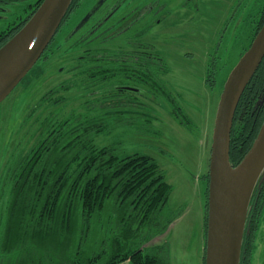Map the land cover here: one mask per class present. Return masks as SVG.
<instances>
[{"label":"rangeland","instance_id":"rangeland-1","mask_svg":"<svg viewBox=\"0 0 264 264\" xmlns=\"http://www.w3.org/2000/svg\"><path fill=\"white\" fill-rule=\"evenodd\" d=\"M38 1L0 0V34L20 19L26 18ZM97 1L81 0L69 12L50 44L51 53L45 59L42 56L20 84L0 103V264L14 263L16 256L14 250L7 251L3 248L2 240L12 198L11 177L8 179L7 171L19 155L20 139L24 136L25 142L21 144V148H29L32 144L30 136L26 138V132L33 125L27 123L26 119L23 121L26 109L42 96L51 94L53 100L65 98L66 107L55 109L46 106V110L41 109L38 113L49 115L54 110L59 114V119L70 116L74 111L79 114H95L98 107L92 111L88 107L96 106V100L104 95L102 89L107 88L109 96L119 93L115 98L121 99L127 93L121 92L117 87L128 85L143 89L146 95H141L139 100L150 107L139 115L128 111L137 109V105H124L121 101L114 100V97L109 98L108 125L99 133L93 132L90 139L97 147L109 146L120 155L147 154L157 161L166 181L172 187L163 209L162 222L171 216L176 215V218L165 234L152 239L147 245L154 244L153 248L161 252L167 251L169 264H205L207 176L216 116L225 83L242 57V49L235 48L238 42L230 38V33L226 34L221 46L217 44L235 0H163L165 17L154 15L144 22L142 19L128 31L102 43L105 48L100 52L111 57L117 58L118 53L131 50L135 52L138 47L143 49L140 48L139 54L146 51L151 54L149 57L152 59L160 56L158 66L150 67L158 79L153 87L152 84L148 87L142 72L127 78L124 64L122 74V62L114 59L115 61L109 60L106 63L110 66L108 78L99 79V83L92 89L82 87L80 81L71 89H65L62 83L76 79L73 73L66 71L69 67V64L66 65L67 61L70 56L81 55L85 47L65 51L70 42L64 43V39ZM125 8L126 5L116 16L124 13ZM158 18L162 20L161 23L156 22ZM116 21L114 19L111 22ZM232 27L233 24L230 29ZM133 36L136 37L135 40L142 42L140 46L136 41L129 42L134 40ZM137 57L140 59L139 55H135L130 63L136 64ZM126 58V55L123 56L124 60ZM69 62H73L72 59ZM95 65L97 64H89L88 67ZM130 66L132 68L128 69L136 67ZM79 78L84 79L86 75ZM100 113L101 111L97 114ZM10 152L16 154L8 163ZM112 201L109 200V208L100 217H95L93 225L96 232L100 224L98 219L105 216L106 220L109 217V245L113 254L116 251L115 222L118 210ZM96 240L97 236H92L87 242L90 254L98 250ZM120 264L131 263L125 261ZM250 264H264V210L251 244Z\"/></svg>","mask_w":264,"mask_h":264},{"label":"trees","instance_id":"trees-1","mask_svg":"<svg viewBox=\"0 0 264 264\" xmlns=\"http://www.w3.org/2000/svg\"><path fill=\"white\" fill-rule=\"evenodd\" d=\"M80 1L73 0L63 22ZM42 2L39 0L26 18L0 34V48L24 26ZM78 26L75 25L64 39V43L70 42L65 51L82 46L85 49L81 55L69 57L66 71L73 73L76 79L62 83L65 89H71L79 81L82 87L92 89L99 79L108 78L110 66L106 63L109 60L121 61L122 74L125 70L127 78L142 72L148 87L150 84L153 87L154 82L158 81L150 68L156 66L158 61L150 58L151 54L144 52L140 61L145 63L140 66L124 60L122 53H118L117 58L111 57L100 50L105 48L102 43L117 36L110 37L106 33L104 36L90 29L80 38L76 34ZM50 44L42 55L44 59L51 53ZM71 59L73 62H69ZM89 64L97 65L90 68ZM130 65L136 67L128 69L132 68ZM82 75H86V78L80 79ZM263 85L264 75L253 86L254 90L249 91L248 98L253 93L256 96ZM117 88L128 96L121 99L115 98L119 93L109 96L105 88L102 89L104 95L96 100V106L88 107L89 111L98 107L100 114H79L74 111L70 116L59 119V114L54 110L49 115L38 113L41 109L46 110V106L55 109L66 107L65 98L53 100L51 94L42 96L26 109L23 121L26 119L27 123L33 125L26 132V138L30 136L32 144L29 148H21L25 142L24 136L20 139L19 155L7 171L8 179L11 177L12 198L2 245L16 254L14 263L9 264H120L125 261L131 264H169L167 251L153 248L154 244L147 245L152 239L165 234L176 218V215L171 216L162 222L163 209L172 187L157 161L147 154L120 155L109 146L97 147L90 139L93 132L99 133L108 125L109 98L114 97L124 105H137L139 109L128 111L139 115L150 107L139 100L141 95H146L143 89L140 88L142 93H136L125 87ZM245 124L244 119L239 120L232 131L230 156L234 165L243 159L259 133L255 138L248 136L254 124L252 118L247 127H244ZM15 154L10 155L8 163ZM207 178L209 185V175ZM110 199L118 210L115 222L116 251L113 254L109 245V217L106 220L105 216L98 219L100 224L96 232L93 225L95 217H100L109 208ZM92 236H97L98 250L90 254L87 242Z\"/></svg>","mask_w":264,"mask_h":264},{"label":"water","instance_id":"water-1","mask_svg":"<svg viewBox=\"0 0 264 264\" xmlns=\"http://www.w3.org/2000/svg\"><path fill=\"white\" fill-rule=\"evenodd\" d=\"M73 0H43L24 26L0 48V103L42 57ZM86 20V19H85ZM264 58V25L230 73L216 116L211 149L205 264H240L250 203L264 176V123L243 159L231 161L237 106Z\"/></svg>","mask_w":264,"mask_h":264},{"label":"flooded vegetation","instance_id":"flooded-vegetation-1","mask_svg":"<svg viewBox=\"0 0 264 264\" xmlns=\"http://www.w3.org/2000/svg\"><path fill=\"white\" fill-rule=\"evenodd\" d=\"M163 0H149L138 1V0H98L96 4L91 8L90 12L85 14L81 20L77 23L78 31L77 35L82 38L83 35L92 31L93 33L99 31L102 34L112 36H118L122 32L128 31L131 26H134L137 22L142 20L144 22L147 18V21L152 18L154 15L166 16V11L162 3ZM1 4V3H0ZM126 5L124 13L116 16L120 9ZM208 6V5H207ZM2 6H0L1 8ZM166 7V5H165ZM170 14V13H169ZM164 16V17H165ZM86 17V18H85ZM236 18V20H235ZM86 19V20H85ZM114 19H117L116 22H111ZM161 19L156 20L157 23H161ZM233 24V27L230 29V26ZM264 25V0H235V3L232 5L227 19L224 22L223 29L220 31L219 39L220 42L217 44L221 46V42L227 33H230V38H233L234 41L238 42L237 47L235 48L242 49V56L248 51L252 46L255 38L257 37L259 31ZM91 29V30H90ZM150 29V28H149ZM90 30V31H89ZM119 31V32H118ZM114 33V34H113ZM109 37V36H108ZM129 41L138 43L140 46L142 42L140 40ZM109 39V38H108ZM138 47L135 52L127 51L123 52V56H127L126 60L130 63L133 60L135 55H139L140 59L137 57V62L131 63L132 65H144V61L141 63V57L143 53L140 52ZM142 49V48H141ZM143 50V49H142ZM242 58V57H241ZM157 61L161 60V57H156ZM240 61V60H239ZM237 65V64H236ZM264 75V58L262 59L259 67L257 68L254 76L251 81L248 83L245 88L242 97L239 101V104L236 109L233 129L235 126H238L239 120L245 121L244 127H247L250 119L254 122L253 128L249 132L248 136L256 137L257 133L260 131V127L264 121V85L255 96L252 94L248 98L249 91L254 90L253 87ZM127 88L130 91L136 93H142L143 91L137 86L128 85ZM256 94V93H255ZM247 106V107H246ZM246 114V115H245ZM245 115V117H244ZM232 129V131H233ZM255 135V136H254ZM232 139V134H231ZM232 141V140H231ZM264 210V176L257 184L254 194L251 199L249 214L246 224V235L244 236V243L242 248V256L240 264H250V251L251 244L254 240L257 228L260 222V216Z\"/></svg>","mask_w":264,"mask_h":264}]
</instances>
